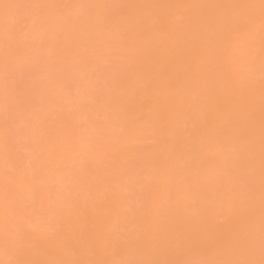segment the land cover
Returning <instances> with one entry per match:
<instances>
[{"label":"bare ground","instance_id":"1","mask_svg":"<svg viewBox=\"0 0 264 264\" xmlns=\"http://www.w3.org/2000/svg\"><path fill=\"white\" fill-rule=\"evenodd\" d=\"M264 0H0V264H261Z\"/></svg>","mask_w":264,"mask_h":264},{"label":"snow or ice","instance_id":"2","mask_svg":"<svg viewBox=\"0 0 264 264\" xmlns=\"http://www.w3.org/2000/svg\"><path fill=\"white\" fill-rule=\"evenodd\" d=\"M261 264H264V261H262Z\"/></svg>","mask_w":264,"mask_h":264}]
</instances>
